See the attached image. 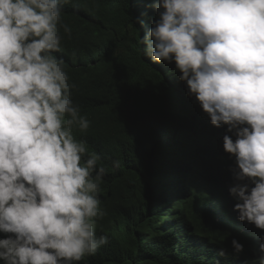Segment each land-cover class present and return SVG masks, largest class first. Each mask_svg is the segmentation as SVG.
Masks as SVG:
<instances>
[{"label":"clouds","instance_id":"9594fccd","mask_svg":"<svg viewBox=\"0 0 264 264\" xmlns=\"http://www.w3.org/2000/svg\"><path fill=\"white\" fill-rule=\"evenodd\" d=\"M70 2L0 0L2 264H78L109 243L96 233L107 168L74 135L91 122L74 102L65 61L54 55L63 51L60 29L71 36L62 18ZM147 7L156 17L142 13L151 25L142 52L174 63L211 124L226 128L236 226L259 242L253 259L241 256L236 238L231 253L221 247L217 256L264 264V0H152Z\"/></svg>","mask_w":264,"mask_h":264},{"label":"trees","instance_id":"16d2710c","mask_svg":"<svg viewBox=\"0 0 264 264\" xmlns=\"http://www.w3.org/2000/svg\"><path fill=\"white\" fill-rule=\"evenodd\" d=\"M150 3L72 0L64 6L72 32L60 29L63 51L54 55L65 61L74 102L91 122L74 135L107 168L99 194L105 215L96 233L109 243L78 264H253L217 256L222 246L206 234L222 219L225 226L240 225L229 192L235 160L223 149L226 128L211 124L175 64L144 56L140 41L151 25L142 13L156 17Z\"/></svg>","mask_w":264,"mask_h":264},{"label":"rangeland","instance_id":"374dc122","mask_svg":"<svg viewBox=\"0 0 264 264\" xmlns=\"http://www.w3.org/2000/svg\"><path fill=\"white\" fill-rule=\"evenodd\" d=\"M201 201H206V198L201 199ZM203 212H205V210H203ZM229 214L228 211L225 213L226 216H229ZM207 229L206 234L208 237L214 242L219 243L222 247L227 248L229 253L232 252L231 240L236 238L244 245V253L241 254L242 257L249 259L256 257L259 242L256 241L252 234L243 231L234 224L225 226L223 219L221 223H213L208 226Z\"/></svg>","mask_w":264,"mask_h":264}]
</instances>
